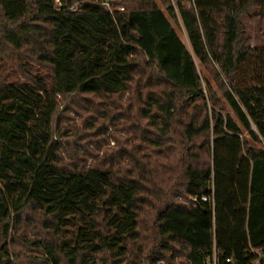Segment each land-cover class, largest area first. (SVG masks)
I'll use <instances>...</instances> for the list:
<instances>
[{"label":"trees","instance_id":"1","mask_svg":"<svg viewBox=\"0 0 264 264\" xmlns=\"http://www.w3.org/2000/svg\"><path fill=\"white\" fill-rule=\"evenodd\" d=\"M173 1L0 0V264L264 251V0ZM255 8L256 49L241 22ZM68 97L109 120L98 135L123 134L89 167L63 163Z\"/></svg>","mask_w":264,"mask_h":264},{"label":"rangeland","instance_id":"2","mask_svg":"<svg viewBox=\"0 0 264 264\" xmlns=\"http://www.w3.org/2000/svg\"><path fill=\"white\" fill-rule=\"evenodd\" d=\"M259 13L260 10L255 8L250 10L247 15L241 17L245 38L249 41L250 47L254 49L263 47V33L261 31ZM179 35L183 41H185L184 36L182 34ZM31 64L34 67L33 73H48V69L45 68L46 66ZM16 68L11 72L9 80H16L24 76L22 72ZM86 99L95 104L98 103L96 97L88 96ZM94 113V109L89 103L82 100V98L68 97L60 100V108L54 127L59 141H61L64 148L62 159L66 167L71 168L73 165L89 167L94 165L97 159L102 158L104 151L114 148L115 142L110 138L115 135L123 136L121 133H116L114 128L109 130L111 133L110 137L108 135H98V129L101 126L109 128L111 123L108 119L99 117L93 124L90 117ZM59 120H61V124H59L58 127ZM91 144L92 146H90Z\"/></svg>","mask_w":264,"mask_h":264},{"label":"built area","instance_id":"3","mask_svg":"<svg viewBox=\"0 0 264 264\" xmlns=\"http://www.w3.org/2000/svg\"><path fill=\"white\" fill-rule=\"evenodd\" d=\"M97 1H99L102 7L109 13H113L114 10H118V11L123 10V6L118 5L114 7V4L117 2V0H97ZM171 1L173 2V5H174V1L173 0ZM163 10H165V8H163ZM202 201L206 202L207 198L203 197ZM256 254H257V260L255 264H264V251L260 250L256 252ZM226 263L234 264V262L230 259L226 260ZM211 264H219L216 257H214Z\"/></svg>","mask_w":264,"mask_h":264}]
</instances>
